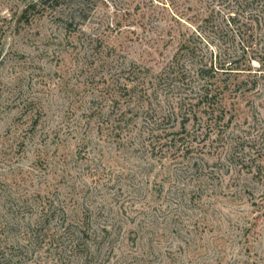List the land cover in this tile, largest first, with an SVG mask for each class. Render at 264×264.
Listing matches in <instances>:
<instances>
[{
  "label": "rangeland",
  "instance_id": "obj_1",
  "mask_svg": "<svg viewBox=\"0 0 264 264\" xmlns=\"http://www.w3.org/2000/svg\"><path fill=\"white\" fill-rule=\"evenodd\" d=\"M34 1L0 0V235L7 245L0 255H13L0 264H89L85 251L63 248L58 237L28 252L8 246L17 226L36 223L49 202L64 207L66 225L89 228L90 216L92 227L117 233L104 264H264V187L244 166L264 149V7L64 0L52 9L32 8ZM185 41L213 51L214 60L237 55L257 80L226 91L232 148L222 163L211 161L218 173L211 193L193 202L176 201L169 181L172 174L188 183L191 160L152 158L137 134L131 145L93 113L111 88L108 62L150 67L151 79ZM167 94L159 98L162 113L178 105ZM187 126L199 129L195 120Z\"/></svg>",
  "mask_w": 264,
  "mask_h": 264
},
{
  "label": "trees",
  "instance_id": "obj_2",
  "mask_svg": "<svg viewBox=\"0 0 264 264\" xmlns=\"http://www.w3.org/2000/svg\"><path fill=\"white\" fill-rule=\"evenodd\" d=\"M61 1L64 0H35L31 7L39 5L56 9ZM248 1L264 7V0ZM238 60L233 53L217 55L214 60L213 51L200 52L197 47L185 41L180 44L172 59L157 74L152 75L151 79L147 77L151 73L150 67L142 68L133 63L127 68L124 63L117 65L108 62L112 71L109 77L111 88L102 91L99 99L101 105L96 106L93 113L101 115L114 131L125 134L126 142L131 145L134 142L133 135L137 134L135 138H139L141 149L152 154V158L155 156L161 162L179 158L191 160L195 170L184 177L188 183L181 186L173 181L171 174L170 180L168 176L170 189L173 190L176 201L179 198L180 201L188 199L193 202L197 197L202 200L211 193L209 181L218 175L210 170L211 161L222 163L226 158L223 150L229 153L232 148L233 137L229 129L235 115L234 108L228 107L226 91L230 90L232 93L235 92V87L238 89L257 83L256 76H252V69H244ZM244 74L248 76L240 81V76ZM223 75L227 78L221 79ZM161 92L178 98V105L170 106L169 110L165 109L162 113L159 105ZM106 109L110 112L103 115ZM192 120L199 125V129L188 130L187 125ZM175 123L180 127H175ZM259 138L264 140V128ZM255 154L246 159L248 161H245L244 166L246 164L245 167L264 187V149ZM262 194L264 195V190ZM63 208L52 202L43 203L39 220L22 230L17 226L14 243L8 246L26 249L28 252L27 249L50 243L58 237L67 244L66 247L63 244V248L69 247L74 252L77 249L85 251L84 260L89 264H104L109 260L108 255L113 250L117 233L109 225L92 227L90 216L89 228L81 224L66 225ZM2 243L0 235V251L7 248ZM0 256L1 261L13 257L7 253Z\"/></svg>",
  "mask_w": 264,
  "mask_h": 264
}]
</instances>
